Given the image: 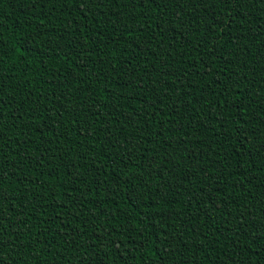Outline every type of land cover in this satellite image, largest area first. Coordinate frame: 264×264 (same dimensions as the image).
<instances>
[{
	"label": "trees",
	"instance_id": "trees-1",
	"mask_svg": "<svg viewBox=\"0 0 264 264\" xmlns=\"http://www.w3.org/2000/svg\"><path fill=\"white\" fill-rule=\"evenodd\" d=\"M2 264H264V0H0Z\"/></svg>",
	"mask_w": 264,
	"mask_h": 264
},
{
	"label": "snow or ice",
	"instance_id": "snow-or-ice-1",
	"mask_svg": "<svg viewBox=\"0 0 264 264\" xmlns=\"http://www.w3.org/2000/svg\"><path fill=\"white\" fill-rule=\"evenodd\" d=\"M0 264H2V262H0Z\"/></svg>",
	"mask_w": 264,
	"mask_h": 264
}]
</instances>
